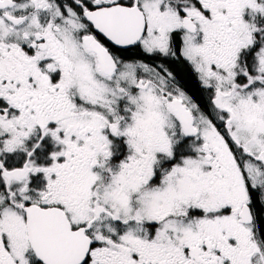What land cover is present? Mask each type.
<instances>
[{"label": "snow or ice", "instance_id": "obj_1", "mask_svg": "<svg viewBox=\"0 0 264 264\" xmlns=\"http://www.w3.org/2000/svg\"><path fill=\"white\" fill-rule=\"evenodd\" d=\"M0 264H264V0H0Z\"/></svg>", "mask_w": 264, "mask_h": 264}]
</instances>
